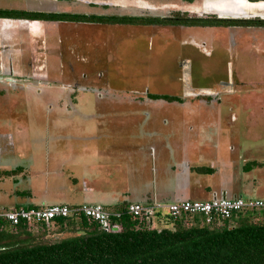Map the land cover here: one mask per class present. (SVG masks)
<instances>
[{
  "label": "crops",
  "instance_id": "obj_1",
  "mask_svg": "<svg viewBox=\"0 0 264 264\" xmlns=\"http://www.w3.org/2000/svg\"><path fill=\"white\" fill-rule=\"evenodd\" d=\"M206 29L214 32L200 41V48L191 34L183 42L164 36L163 43L147 48L161 52L177 43L178 53L188 59V79L178 74L161 93L108 97L111 104L118 100L120 105L137 107L67 108V117L75 124L52 127L47 133H38L31 108L24 112L11 108L19 99L31 103L32 94L6 93L21 89L24 82L31 88L35 80L30 64L39 65L38 52L25 50L32 52L27 63L25 51L0 49V140L7 130L14 132L13 148L9 143L0 146V182H10L0 188V209L102 204L118 211L130 203L154 200L208 201L221 192L264 198V30ZM251 33L258 43H245ZM231 43L237 65L252 64L258 77L234 78L235 63L227 59ZM130 49L134 48L122 50ZM225 71L228 76L223 79ZM223 82L233 88L219 90ZM183 83L187 93L181 92ZM61 98L63 94L55 97L57 103ZM5 102L10 108L1 110ZM176 112L182 116L176 117ZM242 120L245 123L240 124ZM5 153L13 160L1 159ZM252 162L261 165L244 171ZM199 168L213 171L200 173Z\"/></svg>",
  "mask_w": 264,
  "mask_h": 264
},
{
  "label": "trees",
  "instance_id": "obj_2",
  "mask_svg": "<svg viewBox=\"0 0 264 264\" xmlns=\"http://www.w3.org/2000/svg\"><path fill=\"white\" fill-rule=\"evenodd\" d=\"M157 23L228 26L235 22L180 19ZM260 165L249 163L244 171ZM197 171L207 174L213 170ZM115 220L119 225L115 231H105L84 216L56 218L50 228L26 222L11 228L0 220V264H264V210L243 211L212 223L201 216L168 218L160 225L163 227L148 226L124 215ZM51 231L69 235L45 239Z\"/></svg>",
  "mask_w": 264,
  "mask_h": 264
},
{
  "label": "flooded vegetation",
  "instance_id": "obj_3",
  "mask_svg": "<svg viewBox=\"0 0 264 264\" xmlns=\"http://www.w3.org/2000/svg\"><path fill=\"white\" fill-rule=\"evenodd\" d=\"M224 1L181 0L183 4L176 9L171 8V4L168 5L166 0H0V49L34 50L43 56L46 51L119 50L124 47L134 48L136 45L142 47L155 46L157 43L160 45L168 31L170 34L181 28L223 27L232 30L238 28L264 30V17L258 16H264V0H227L243 1L246 3L245 12L256 17H218L211 14L241 10L239 7L229 8ZM166 10L168 12L164 13ZM180 19H209L235 23L228 26L157 23L164 20L176 22ZM152 21L155 23H150ZM246 22H253L256 25H244ZM128 29H137L136 37L131 39L130 34L126 35ZM143 31L151 33L146 44V41L138 36ZM133 33L131 32L130 36ZM86 63L90 65V62ZM30 67L33 80L50 84L53 74L48 71L46 65L39 64L35 67L30 64ZM69 67V72L74 73L76 65ZM61 68L62 76L68 75L65 74V65ZM98 75L102 76L103 73L98 72ZM70 87L72 88L69 92L56 93L76 95L79 90L87 89L79 84ZM224 87L233 88L232 85L223 82L219 90L225 91Z\"/></svg>",
  "mask_w": 264,
  "mask_h": 264
},
{
  "label": "rangeland",
  "instance_id": "obj_4",
  "mask_svg": "<svg viewBox=\"0 0 264 264\" xmlns=\"http://www.w3.org/2000/svg\"><path fill=\"white\" fill-rule=\"evenodd\" d=\"M166 3L168 5L171 4V8L175 7L176 9H179V7L181 6L180 4H183L181 0H166ZM167 12V10L164 11V13ZM127 32L128 33H126V35H131V32H134L132 36L136 37V32L138 31L137 29H128ZM212 32L214 31H209L205 28L199 27L181 28L178 29L177 32L170 33L171 35L168 31L166 33V36L175 37L180 42H183L185 40H188L191 34L193 36H196V41H199L198 48H200V41L203 42L202 39L207 38L206 36L208 34H211ZM227 32L229 31L226 30L221 34H225ZM138 36L139 38H143L144 40H146V37H151V33L150 31H143ZM229 37V41L230 39L232 41V36ZM244 39L246 44L258 43V41L254 40V36L252 33L251 35H247ZM146 43L147 42H145V44ZM176 44L173 43V46L171 48L162 50L161 52L152 49L147 50L148 47L137 45L134 46V49L124 51L122 49H101L96 51L91 50L74 52L46 51L44 52L45 57L44 55H40V52H38L37 55L39 57V64L44 65L45 63H47L48 71L53 74L52 81L49 82L50 84L34 81L32 82L31 88L28 87V83L24 82L21 86V89L15 88L6 91L7 94H32L33 98V94H35L36 96V103L34 102L33 98L31 103L28 100L24 101L23 99H19L17 101V104L12 106L10 104V106L15 112H24L31 108L32 118H36L37 128L40 129L38 130V133H47L46 129L51 130L52 127L56 128L58 126L75 124V121L72 120L74 118L67 117L69 114L67 108H70L72 110L71 107H75L78 109H93L98 107H137L136 105H120V103H118V100L111 104L108 101V97L111 96V94L116 95L161 93L164 91L167 85H171L169 81L173 83L176 82L177 78L179 77L178 74H181L184 79H188V67L186 68V66L188 65V59L184 56H181L180 52L178 53L179 46L178 44ZM231 45L232 46L230 48L229 54H227V59H230L232 63H235L233 66L234 78L236 79L238 75L250 77L251 79L258 77L252 64L237 65V52L234 48V44L231 43ZM202 47H204V45ZM24 53L27 54V63H29L31 61L30 54H32V52L25 51ZM83 57L87 59L86 62H90V65L86 62H83ZM178 64H181V66L178 67ZM62 65H65V74H68L64 77L62 76ZM69 65H76L74 73L69 72ZM119 70H121V72ZM98 72L103 73V75H98ZM84 74L86 75L85 77ZM227 76L228 73L225 71V74L222 76V78L225 79ZM77 84L82 85L84 86L83 88L86 87L87 89L79 90V92L77 93L78 97H74L75 94H63V98L59 99V103H57V101L55 100V97L59 94L56 93L57 91L65 93L69 92L72 88L70 86H76ZM172 87L174 88L173 85ZM235 87L236 89H238L237 85ZM180 89L181 92L187 93L188 85L186 83H183ZM3 104V108L1 110H8V108H10L7 105V102H5L4 105ZM61 108L62 110H60ZM4 114L9 115L10 113L5 112ZM179 115L182 116L181 112H176V117H178ZM186 115L187 114H185L183 118L186 119ZM239 123L242 124L245 122L242 120ZM6 133L7 135L4 139L3 136H1L0 146H4L5 144L9 143L10 147L13 148V143L10 139V135H13L14 132L7 130ZM12 158H14V156H12V154L10 155L9 153H5L1 157V159L7 162L13 160ZM3 178L5 177L3 176ZM9 183L10 182L8 180H6L5 184L4 182H0V188H6ZM159 223L160 222H158V224ZM160 224H164V222ZM52 229L53 228H51V230ZM68 235L69 234L67 233L55 234L54 231H51L50 234L45 236V239L53 240Z\"/></svg>",
  "mask_w": 264,
  "mask_h": 264
},
{
  "label": "built area",
  "instance_id": "obj_5",
  "mask_svg": "<svg viewBox=\"0 0 264 264\" xmlns=\"http://www.w3.org/2000/svg\"><path fill=\"white\" fill-rule=\"evenodd\" d=\"M248 210H264V198H243L230 196L227 192L215 193L208 201H179V202H153L130 203L122 210H109L102 204L48 205L42 207H27L20 209H0V220L14 228L21 222L30 225H44L52 227L56 218L71 216H84L89 221L97 222L105 231H115L119 225L115 219L129 216L148 226L159 227L166 219L180 217H203L206 223L215 219H230L236 213ZM158 222H160L158 224Z\"/></svg>",
  "mask_w": 264,
  "mask_h": 264
},
{
  "label": "water",
  "instance_id": "obj_6",
  "mask_svg": "<svg viewBox=\"0 0 264 264\" xmlns=\"http://www.w3.org/2000/svg\"><path fill=\"white\" fill-rule=\"evenodd\" d=\"M224 4L228 6L229 8L233 9V7H239L241 10L240 11H232L229 10V12L224 11V12H210L211 14L217 15L218 17H236V18H248V17H256L255 15L248 14L245 12V7L246 3L243 1H224ZM259 17H264L261 15H258ZM241 197V196H240Z\"/></svg>",
  "mask_w": 264,
  "mask_h": 264
}]
</instances>
